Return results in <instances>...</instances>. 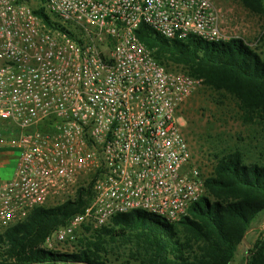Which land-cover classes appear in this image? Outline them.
<instances>
[{
	"label": "built area",
	"instance_id": "obj_1",
	"mask_svg": "<svg viewBox=\"0 0 264 264\" xmlns=\"http://www.w3.org/2000/svg\"><path fill=\"white\" fill-rule=\"evenodd\" d=\"M222 24L216 0H0V153L15 161L0 182V233L89 185L88 204L47 249L73 251L120 214L186 217L207 176L178 113L203 80L167 70L137 30L236 38Z\"/></svg>",
	"mask_w": 264,
	"mask_h": 264
},
{
	"label": "trees",
	"instance_id": "obj_2",
	"mask_svg": "<svg viewBox=\"0 0 264 264\" xmlns=\"http://www.w3.org/2000/svg\"><path fill=\"white\" fill-rule=\"evenodd\" d=\"M239 1L264 19V0ZM37 14L53 27L46 13ZM137 36L167 70L202 79L207 88L237 102L245 123L264 125V32L259 48L236 38L218 43L194 36L168 40L146 25ZM205 186L206 196L178 223L134 211L113 217L101 229L87 230L73 251L47 249L45 238L91 199L92 186L80 187L74 198L36 208L25 221L0 233V264H113L109 257L120 251L129 252L121 264H231L264 212V141L214 155ZM245 264H264V235L247 250Z\"/></svg>",
	"mask_w": 264,
	"mask_h": 264
},
{
	"label": "rangeland",
	"instance_id": "obj_3",
	"mask_svg": "<svg viewBox=\"0 0 264 264\" xmlns=\"http://www.w3.org/2000/svg\"><path fill=\"white\" fill-rule=\"evenodd\" d=\"M216 2L221 10L222 25L227 35L244 40L252 48H259L260 38L264 32L263 17L251 12L239 0H216ZM170 72L185 73L181 70ZM178 116L192 156L206 176H209L213 170L214 155L229 150L235 145L242 146L248 143L252 147L264 141V125L245 123L237 102L228 94L207 88L204 82L186 100ZM10 163L14 164V160ZM51 206L53 205L48 203L46 207ZM262 235H264V212L252 224L245 238L247 243L240 246L231 264H245L247 244L252 245ZM66 249L72 251L70 248ZM128 253V251H120L119 256L109 258L113 264H121L128 257ZM116 259L120 261L117 262Z\"/></svg>",
	"mask_w": 264,
	"mask_h": 264
},
{
	"label": "crops",
	"instance_id": "obj_4",
	"mask_svg": "<svg viewBox=\"0 0 264 264\" xmlns=\"http://www.w3.org/2000/svg\"><path fill=\"white\" fill-rule=\"evenodd\" d=\"M12 160L11 154L0 153V182L12 178L15 166V161L14 164L10 163Z\"/></svg>",
	"mask_w": 264,
	"mask_h": 264
},
{
	"label": "water",
	"instance_id": "obj_5",
	"mask_svg": "<svg viewBox=\"0 0 264 264\" xmlns=\"http://www.w3.org/2000/svg\"><path fill=\"white\" fill-rule=\"evenodd\" d=\"M244 243H247V241L244 240ZM247 246H248V249L251 247V245H249V244H247Z\"/></svg>",
	"mask_w": 264,
	"mask_h": 264
}]
</instances>
